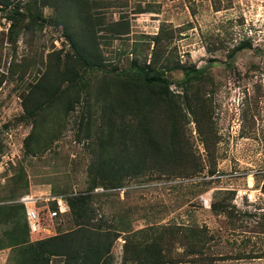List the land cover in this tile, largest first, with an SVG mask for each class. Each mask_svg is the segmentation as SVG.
Returning a JSON list of instances; mask_svg holds the SVG:
<instances>
[{
  "label": "rangeland",
  "instance_id": "obj_1",
  "mask_svg": "<svg viewBox=\"0 0 264 264\" xmlns=\"http://www.w3.org/2000/svg\"><path fill=\"white\" fill-rule=\"evenodd\" d=\"M80 194L86 264H264V0H0V264Z\"/></svg>",
  "mask_w": 264,
  "mask_h": 264
},
{
  "label": "trees",
  "instance_id": "obj_2",
  "mask_svg": "<svg viewBox=\"0 0 264 264\" xmlns=\"http://www.w3.org/2000/svg\"><path fill=\"white\" fill-rule=\"evenodd\" d=\"M190 70L186 71V74H189ZM137 74L140 75V81L138 85H140L143 80V86L155 87L166 86L170 84V82L159 75L151 74L150 72L138 68ZM76 77L65 78L64 82L67 81H76ZM26 107V106H25ZM27 109V108H26ZM33 115V111H31ZM90 197V196H89ZM68 201L70 209L72 212L78 217V219L82 220L86 218L88 213V197L82 194L73 196L71 198H65ZM24 207V206H23ZM25 212V207H24ZM42 215L45 216L47 210L41 209ZM16 213L14 209L10 212V217H12ZM16 215V214H15ZM9 217V218H10ZM26 218V214H25ZM27 223V220H26ZM27 231L29 232V236L31 237L32 242L37 241V243H29V241L22 239L18 240L16 243L19 246L20 251L22 253V257L24 258L25 264H48L47 256H64L66 257V262L64 264H86L91 254L95 252L98 253L96 241L93 239L86 240V227L83 222H81L78 226V230L72 233H68L60 236H45L44 234L32 235L29 231L28 224ZM83 236V237H82ZM81 238L82 242L77 243V239ZM76 241V243H75Z\"/></svg>",
  "mask_w": 264,
  "mask_h": 264
},
{
  "label": "built area",
  "instance_id": "obj_3",
  "mask_svg": "<svg viewBox=\"0 0 264 264\" xmlns=\"http://www.w3.org/2000/svg\"><path fill=\"white\" fill-rule=\"evenodd\" d=\"M40 198H33L31 195H27L15 200L13 203H19L25 207L26 220L29 231L32 235L46 234L50 232V228L54 221L60 217V215L68 213L71 209L68 201L61 198H42L43 205H39ZM50 201H57V208H51ZM0 204H3L0 200ZM41 209H46L45 216L42 215Z\"/></svg>",
  "mask_w": 264,
  "mask_h": 264
}]
</instances>
